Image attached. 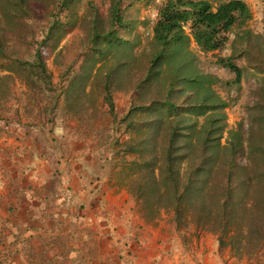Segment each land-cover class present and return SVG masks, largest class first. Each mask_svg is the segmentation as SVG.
<instances>
[{
    "label": "rangeland",
    "instance_id": "374dc122",
    "mask_svg": "<svg viewBox=\"0 0 264 264\" xmlns=\"http://www.w3.org/2000/svg\"><path fill=\"white\" fill-rule=\"evenodd\" d=\"M14 1L0 0V264H60V242L32 235L49 227L35 217L44 213L35 198L48 195L37 184L78 148L93 152L105 230L132 245L121 256L111 239L107 264H264V244L220 247L216 231L241 217L215 209L227 189L245 198L239 169L262 198L264 0H242L250 18L219 33L218 49L200 52L189 36L193 60L177 54L169 66L154 62L153 39L169 0H26L24 10ZM206 1L216 9L225 0ZM38 55L50 81L20 67ZM20 131L28 143L9 142ZM21 149L28 168L5 169ZM159 169L165 186L152 179ZM97 246L106 251V240Z\"/></svg>",
    "mask_w": 264,
    "mask_h": 264
},
{
    "label": "trees",
    "instance_id": "16d2710c",
    "mask_svg": "<svg viewBox=\"0 0 264 264\" xmlns=\"http://www.w3.org/2000/svg\"><path fill=\"white\" fill-rule=\"evenodd\" d=\"M15 7L24 10L27 7L26 0H15ZM250 11L248 6L242 0H225L222 1L216 9H213L211 4L206 0H169L159 11L158 21L153 28V39L160 46V52L155 57L156 64L164 62L166 66L170 65L176 55H183L191 62L193 55L189 50L188 40L191 37L193 43L200 52H211L218 49L221 39L218 37L219 33L227 32L238 19L247 20L250 18ZM6 18V15L2 17ZM20 20V18H19ZM190 34L185 33L186 25H189ZM108 43L112 45L111 39L108 38ZM117 42H119L117 40ZM0 45V54L2 53ZM35 63H23L19 66L22 68L28 67L30 70L37 69L42 76L49 79L45 65L38 55ZM169 63V64H168ZM223 67L232 72L237 79L240 78V70L235 65L228 61H221ZM185 79V78H183ZM187 82L195 85L197 79H187ZM110 111L113 113V105L111 101ZM242 171L244 186V196L239 201L234 200L233 192L227 189V197L222 202L217 203L216 210H224L222 213H236L241 218L238 222H233L231 225L223 226L221 231H216L218 235V242L220 247L233 246L237 244L242 248H253L256 250L264 244V170L258 174L260 188L259 192L262 195L261 200L256 201L252 195V184L255 178L252 179L247 175V169H239ZM158 177L155 172H151L152 179L157 186L164 185L162 182V172ZM165 186V185H164ZM166 188H160V194H165ZM194 195L208 197L209 190H197L194 188ZM198 191V192H197ZM203 199V198H202ZM177 215V209H175ZM234 220V219H233Z\"/></svg>",
    "mask_w": 264,
    "mask_h": 264
},
{
    "label": "crops",
    "instance_id": "0c3cea01",
    "mask_svg": "<svg viewBox=\"0 0 264 264\" xmlns=\"http://www.w3.org/2000/svg\"><path fill=\"white\" fill-rule=\"evenodd\" d=\"M20 134L13 136L9 142L17 143L19 138L20 143L27 144L28 138L21 131ZM25 152L23 149L14 151L10 157L11 165H7L5 169H27L28 166L25 167L23 164L26 162ZM70 152L69 166L55 163L54 167L58 172L47 173L48 182L37 184L38 190L48 195L35 198L41 201V208L44 209V213L35 214V217L41 218V226L44 223L49 227L45 230L40 228L39 231H33L32 235H37V238H41L46 245L56 246L60 242L61 252L57 254L66 256L60 257V264H107L105 252L110 251L111 239L113 244L120 248L121 256L132 253L130 238L118 242L119 238L110 234L113 230H105L111 215L107 213L108 206L103 209L101 201L97 198V195L101 197L103 192L98 193L99 187L95 183L97 168L93 164V152L85 148L72 149ZM84 161L87 162L85 166ZM30 169L41 168L33 164ZM36 176L39 174H34L33 177ZM31 208L37 210V204H32ZM111 214L116 215L114 211ZM96 224L101 227H96ZM96 229H102L98 232V236L94 232ZM100 240H106V251L99 249V246L96 247V243Z\"/></svg>",
    "mask_w": 264,
    "mask_h": 264
}]
</instances>
